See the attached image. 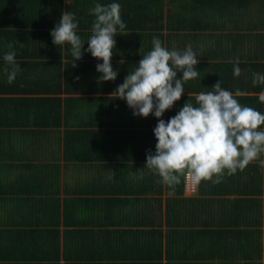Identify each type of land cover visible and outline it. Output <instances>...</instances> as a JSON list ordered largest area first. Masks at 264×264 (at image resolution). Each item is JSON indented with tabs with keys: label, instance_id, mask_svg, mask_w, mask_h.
<instances>
[{
	"label": "crops",
	"instance_id": "1",
	"mask_svg": "<svg viewBox=\"0 0 264 264\" xmlns=\"http://www.w3.org/2000/svg\"><path fill=\"white\" fill-rule=\"evenodd\" d=\"M115 1L95 0L93 7ZM261 1L154 3L164 16L160 33L170 40L164 47L183 51L191 45L199 60V76L184 83L179 109L195 105V97L213 91L218 81L241 105L256 94L245 88L253 85V73H261ZM11 16L12 10L0 9V264H264V157L250 163L255 181L248 187L241 183L244 172H236L219 184L200 183L195 193L185 178L173 190L145 167L152 154L144 132L148 121L133 115L115 91L147 54V30L133 38L117 33L111 59L117 78L101 81L102 60L66 59L64 46L62 58L53 60L46 49L51 45L37 34L43 28L11 35L26 31ZM16 36L25 38L18 42ZM10 51L21 68L12 84L3 59ZM237 65L239 77L233 75ZM117 165L132 169L115 172ZM256 175L263 183L262 205H256ZM168 211L188 225L169 226ZM186 226L211 233L167 234Z\"/></svg>",
	"mask_w": 264,
	"mask_h": 264
},
{
	"label": "clouds",
	"instance_id": "2",
	"mask_svg": "<svg viewBox=\"0 0 264 264\" xmlns=\"http://www.w3.org/2000/svg\"><path fill=\"white\" fill-rule=\"evenodd\" d=\"M95 16L87 51L102 60L97 71L101 81H115L111 59L116 46L117 31L126 28L121 19V5L100 3L90 9ZM78 22L73 12L62 13L59 23L51 32L57 46L68 44L74 60L82 58L85 43L77 34ZM152 50L138 63V67L118 85L116 97L126 100L133 115L147 118L150 114L158 119L154 136L158 141L155 154L149 153L146 167L153 170L161 181L175 190L181 178L193 184L211 182L219 184L225 174L233 175L264 154V114L253 107L241 105L233 94L221 87L218 81L213 91L201 92L196 104L186 102L179 112L165 122L161 117L171 109L185 92L184 83L199 76L196 66L199 60L191 45L183 51L169 50L159 38L152 40ZM8 47L14 46L10 43ZM16 52L3 57L8 83L12 84L21 68L15 61ZM76 65L73 64V67ZM179 73L182 78H178ZM233 75H241L240 67L234 66ZM78 79V78H77ZM253 85H264V74L253 73ZM241 93L237 92V95ZM264 101V93L260 95Z\"/></svg>",
	"mask_w": 264,
	"mask_h": 264
},
{
	"label": "trees",
	"instance_id": "3",
	"mask_svg": "<svg viewBox=\"0 0 264 264\" xmlns=\"http://www.w3.org/2000/svg\"><path fill=\"white\" fill-rule=\"evenodd\" d=\"M156 1L160 3L161 0H117L115 3H119L121 5V19L125 22L126 28L123 32L117 31L118 35H122L123 33L127 32L128 35H131V38L135 37L136 33H133L135 31L139 30H147L149 32V43L148 48H146L149 51L152 50V40L154 37L159 38L162 42V46L164 47V42L166 41V44L168 45L169 37L162 36L161 30L166 29V26L163 25V13L159 10V12L156 9V5L154 4ZM245 2L248 0H244ZM261 4H264V1H261ZM95 3V0H73L72 2H66V0H0V9H4L5 11L12 10V16L11 20L15 24V26H19L22 29L26 28L25 32H11V35H24L28 36V34L32 33L35 27H41L43 28L42 31L38 32L37 34H42L43 38L48 41L51 46L46 49L50 48V55L53 58V60H59L62 58V50L63 46L65 49V57L66 59L73 58L71 55V46L67 43L64 45L57 46L53 43V37L51 36V32L55 29L57 24L59 23V20L61 19L62 13L64 12H73L75 14V22H78V28H77V34L81 37L82 41L87 45L88 39L92 33H85L84 31L88 29V31H91L93 22H90L92 17V14L90 13V10L88 8H92ZM87 5V9H86ZM127 5L130 9V11L127 8L128 13L124 10V6ZM142 14V15H141ZM145 15L144 18L145 22L140 25V22H142V18ZM95 19V16H93ZM261 24H256V27H264V19H262ZM169 27V26H168ZM52 28V29H51ZM170 29V28H168ZM159 32V33H158ZM8 37V32H5ZM42 37V36H41ZM18 42L25 38L23 36L15 37ZM121 39V38H120ZM126 39V38H124ZM11 40H6V44H10ZM84 47V46H83ZM147 52V53H148ZM82 58H91V54L89 52L84 53L82 52ZM34 54V53H33ZM264 57V55H256V66L258 69H260V72L264 73V63L262 64L260 60ZM60 65V61L57 62ZM255 89H254V88ZM224 89H227L224 87ZM229 89V88H228ZM256 92V94L253 95H246L244 97L243 105L253 107L256 110L260 111L262 114H264V101L260 100V95L264 92V85L257 84L256 87L254 85H246L245 90L251 91L253 90ZM5 90V89H3ZM247 91V92H248ZM195 102V101H194ZM177 105H180L178 101L174 103V106L167 110L166 113L163 114L161 119H163L165 122H167L171 117H174L178 112L179 108ZM141 117V116H140ZM148 121V127H145L146 135H147V145H149L152 148V154H155V145L158 142L154 136V128L156 127L158 123V119L154 116V114H150L147 118ZM264 125L261 126L260 130H264ZM264 157V154H261V156L256 160V162ZM252 163V162H251ZM261 166H259V169H261ZM126 167V169H132L130 166H124V165H117L115 167V172H121L123 168ZM146 167V166H145ZM125 169V171H126ZM138 171H141L140 167L137 168ZM150 170V169H149ZM154 172L153 170H150ZM252 164H248L242 171L237 170L238 173L244 172L241 177H243L241 183L242 186L248 187L249 183L252 181H255L253 178L252 173ZM226 175V174H225ZM224 175V176H225ZM260 175H256V205L263 204V202L258 197V193L261 194L263 192V183L260 180ZM139 182V181H138ZM140 183V182H139ZM203 183V182H201ZM244 191V188L242 189ZM192 201V199H183L181 201H184L188 203V201ZM251 202V201H250ZM186 207V205H185ZM186 209V208H185ZM188 212V209H186ZM186 212V213H187ZM170 213V211H168ZM206 215V213H202ZM251 214V213H247ZM202 220H204L206 217L202 215L199 216ZM167 223L170 224H177L178 226L181 225H188L187 223L183 224V221L188 222L187 220H173V216L168 215L166 217ZM191 223V222H189ZM204 223V222H202ZM259 222H256V225ZM205 224V223H204ZM206 226V225H205ZM185 227H182L181 229H184ZM208 230L203 229H193L190 226H186L185 230H168L167 234L172 235H183V236H192V235H198L199 234H208L210 235V231L206 232ZM251 232V231H250ZM261 230H256V234L261 235Z\"/></svg>",
	"mask_w": 264,
	"mask_h": 264
},
{
	"label": "built area",
	"instance_id": "4",
	"mask_svg": "<svg viewBox=\"0 0 264 264\" xmlns=\"http://www.w3.org/2000/svg\"><path fill=\"white\" fill-rule=\"evenodd\" d=\"M185 187L190 193H195L198 185L193 184L190 179H184Z\"/></svg>",
	"mask_w": 264,
	"mask_h": 264
},
{
	"label": "rangeland",
	"instance_id": "5",
	"mask_svg": "<svg viewBox=\"0 0 264 264\" xmlns=\"http://www.w3.org/2000/svg\"><path fill=\"white\" fill-rule=\"evenodd\" d=\"M251 7V6H250Z\"/></svg>",
	"mask_w": 264,
	"mask_h": 264
}]
</instances>
